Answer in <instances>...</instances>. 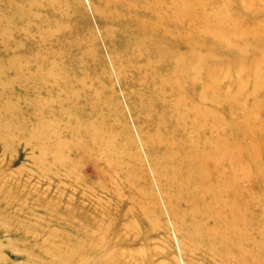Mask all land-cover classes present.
<instances>
[{
	"label": "rangeland",
	"instance_id": "obj_1",
	"mask_svg": "<svg viewBox=\"0 0 264 264\" xmlns=\"http://www.w3.org/2000/svg\"><path fill=\"white\" fill-rule=\"evenodd\" d=\"M0 264H264V0H0Z\"/></svg>",
	"mask_w": 264,
	"mask_h": 264
}]
</instances>
